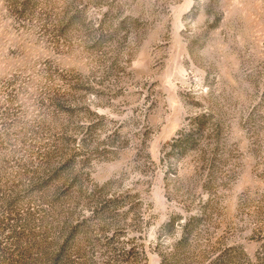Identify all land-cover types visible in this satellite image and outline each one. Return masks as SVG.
I'll list each match as a JSON object with an SVG mask.
<instances>
[{
    "label": "rangeland",
    "instance_id": "obj_1",
    "mask_svg": "<svg viewBox=\"0 0 264 264\" xmlns=\"http://www.w3.org/2000/svg\"><path fill=\"white\" fill-rule=\"evenodd\" d=\"M0 264H264V0H0Z\"/></svg>",
    "mask_w": 264,
    "mask_h": 264
}]
</instances>
